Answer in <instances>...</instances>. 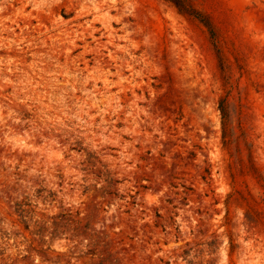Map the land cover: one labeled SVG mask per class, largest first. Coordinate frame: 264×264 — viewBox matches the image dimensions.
<instances>
[{
    "label": "rangeland",
    "instance_id": "obj_1",
    "mask_svg": "<svg viewBox=\"0 0 264 264\" xmlns=\"http://www.w3.org/2000/svg\"><path fill=\"white\" fill-rule=\"evenodd\" d=\"M0 264H264V0H0Z\"/></svg>",
    "mask_w": 264,
    "mask_h": 264
}]
</instances>
